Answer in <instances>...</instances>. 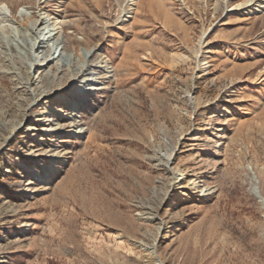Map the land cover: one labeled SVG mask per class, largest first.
<instances>
[{
	"label": "rangeland",
	"instance_id": "obj_1",
	"mask_svg": "<svg viewBox=\"0 0 264 264\" xmlns=\"http://www.w3.org/2000/svg\"><path fill=\"white\" fill-rule=\"evenodd\" d=\"M246 2L0 0V264H264V0ZM38 15L67 44L48 66Z\"/></svg>",
	"mask_w": 264,
	"mask_h": 264
},
{
	"label": "bare ground",
	"instance_id": "obj_2",
	"mask_svg": "<svg viewBox=\"0 0 264 264\" xmlns=\"http://www.w3.org/2000/svg\"><path fill=\"white\" fill-rule=\"evenodd\" d=\"M256 1H258V0H249V2L242 4V7L250 6L254 2L256 3ZM256 5H258V4H256ZM235 7H233V8H235ZM46 21H47L46 17L38 15L34 18V20L31 23H29L31 25V27L33 28V30L36 32V33H34L35 37H34V40L32 42V45H31L32 49L34 50V53H35V51L36 52L39 51V53L42 54L40 63L39 62L37 63V58H36V61L34 60V65L38 64V66H48L49 63L54 62L56 59H61V55L67 47V44L64 40L65 36H64V38L60 39V30H58V27H52V28H49L48 30H46L44 27H42V28L39 27L40 26L39 24L46 22ZM61 27L63 28V26H61ZM58 40H60V42L57 43V45L55 46V42ZM50 42H52L51 45L49 44ZM93 54H94V48H90V47L89 48L88 47L82 48L81 50H79V54H78L79 63H80V68H79L80 74L77 78L84 79L85 81L87 80V82H89L90 84H95V83H93V80L96 79L95 73L92 71L93 65L91 64V58L93 57ZM58 65H59V63H58ZM208 72H209V70H208ZM46 75L48 77H51L50 72L47 73ZM74 81H76V80L75 79H73V80L69 79L68 83H70V86H71V84L73 85ZM57 90H59V91L62 90V92H64V91L69 92L70 87L69 86H66V87L59 86L56 88V90H53V89L45 90L44 89L43 91L39 92L37 100L41 99V97L52 96L55 94V91H57ZM65 100H66L65 105H64L65 109L63 111V114H67L69 112V110H71L72 107L75 106V105H73L74 100H72V98H66ZM65 127L66 126H62L60 128H62V130H63V129H65ZM179 179L181 181H183L186 186L189 185V183H190V185L196 183V180H192V182H189V181L185 180V177L179 178ZM257 188L258 187H255L254 190L258 194ZM263 201H264V198H263Z\"/></svg>",
	"mask_w": 264,
	"mask_h": 264
}]
</instances>
